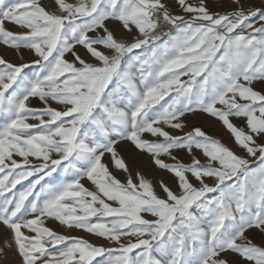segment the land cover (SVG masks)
<instances>
[{
	"label": "snow or ice",
	"instance_id": "obj_1",
	"mask_svg": "<svg viewBox=\"0 0 264 264\" xmlns=\"http://www.w3.org/2000/svg\"><path fill=\"white\" fill-rule=\"evenodd\" d=\"M0 49V262L264 264V0H0Z\"/></svg>",
	"mask_w": 264,
	"mask_h": 264
},
{
	"label": "rangeland",
	"instance_id": "obj_2",
	"mask_svg": "<svg viewBox=\"0 0 264 264\" xmlns=\"http://www.w3.org/2000/svg\"><path fill=\"white\" fill-rule=\"evenodd\" d=\"M10 2H14V0H10ZM0 53H2L5 58L9 59V60H13L15 61L16 60V55L14 52L12 51H6L4 49H0ZM26 59H28V57L26 56ZM196 123H201V121H196ZM239 123V122H237ZM205 127L207 128V130L210 132V134L212 135H219V136H222L225 141H227V138H228V134L223 131V130H218L216 127H209L208 125H205ZM126 158H127V155H126ZM141 167H143L142 164H140ZM165 179H167V177L165 176ZM11 260L12 258L9 257V261H8V264H11ZM0 264H4V262H0Z\"/></svg>",
	"mask_w": 264,
	"mask_h": 264
}]
</instances>
